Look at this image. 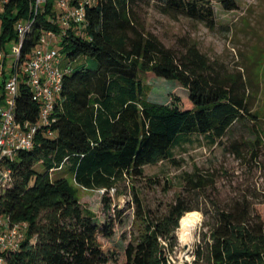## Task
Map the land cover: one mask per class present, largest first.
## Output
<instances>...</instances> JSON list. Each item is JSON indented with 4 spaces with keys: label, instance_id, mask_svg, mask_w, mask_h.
Here are the masks:
<instances>
[{
    "label": "trees",
    "instance_id": "16d2710c",
    "mask_svg": "<svg viewBox=\"0 0 264 264\" xmlns=\"http://www.w3.org/2000/svg\"><path fill=\"white\" fill-rule=\"evenodd\" d=\"M143 0H93L87 6L82 33L72 28L58 39L64 65L69 69L56 106V121L42 127L32 149L22 150L11 163L13 182L0 195L1 213L11 222H27V235L18 250L6 254L5 264H107L116 250L105 251L101 237L112 238L122 210L98 223L84 207L79 189L102 194L107 213L112 209V190L122 194L130 182L138 234L125 249V264H171L176 229L193 210L206 215L203 241L193 263L264 264V220L256 206L264 203V189H254L221 200L214 197L208 208L190 203L180 193L165 211L147 208L135 185L145 166L175 160L174 149L195 135L217 143L232 126L250 113L246 81L240 75L223 76L196 44L177 52L146 29L137 7ZM166 13H182L216 26L215 0H159ZM227 10L237 0H218ZM55 0L23 46V58L37 46L44 30L59 32L51 18ZM30 0H10L0 14V50L18 41L16 23L29 17ZM63 56V55H62ZM97 60L90 69L85 60ZM83 60V61H82ZM81 61V62H80ZM77 63L75 66L74 64ZM161 82L174 81L177 91L165 101L145 91L141 74ZM161 85V84H155ZM181 90V91H179ZM18 116L36 122L41 106L30 88L21 84ZM168 93V95H169ZM257 135L264 147V136ZM240 149L238 148V151ZM56 170H67L74 182ZM214 174L195 171L186 175L193 190L205 194L216 187Z\"/></svg>",
    "mask_w": 264,
    "mask_h": 264
},
{
    "label": "rangeland",
    "instance_id": "374dc122",
    "mask_svg": "<svg viewBox=\"0 0 264 264\" xmlns=\"http://www.w3.org/2000/svg\"><path fill=\"white\" fill-rule=\"evenodd\" d=\"M237 2V9L227 10L221 2L214 1L217 23L214 28L186 14L164 12L159 0H143L138 4L137 11L146 29L156 34L166 46L182 52L196 44L218 73L243 77L250 113L258 117L249 114L242 118L217 143L195 135L191 142L174 149L175 160L145 166L144 176L136 179L135 185L146 207L154 214L165 211L180 193L186 194L191 204L206 209L214 197L226 200L254 189H264V147L259 146L258 156H252L257 148L258 132L264 136V0ZM56 47L61 48L58 44ZM62 55L66 61V54ZM85 63L90 69L97 67L95 59L85 60ZM141 78L151 99L154 94L162 96L165 101L171 96L169 92L178 90L171 80L161 82L145 73ZM195 171L214 174L216 187L210 188L206 194L193 190L186 182V175ZM52 175H64L74 182L67 170H56ZM129 185L128 181L120 186L122 194L112 190L113 205L108 213L99 191L79 189L82 205L95 213L98 223L114 216L117 209L123 212V221L116 223L114 237H101L106 252L116 250L115 260L107 264H125L126 246L139 232L140 224L135 221V204ZM256 210L264 220V203L258 204ZM190 212H195L197 217L196 243L185 245L181 240L180 220L175 231L177 245L170 253L171 264L193 263L196 250L208 230L203 211L196 209Z\"/></svg>",
    "mask_w": 264,
    "mask_h": 264
},
{
    "label": "built area",
    "instance_id": "2783aa9c",
    "mask_svg": "<svg viewBox=\"0 0 264 264\" xmlns=\"http://www.w3.org/2000/svg\"><path fill=\"white\" fill-rule=\"evenodd\" d=\"M49 0H30L29 17L16 23L18 41L9 50H0V195L13 182L11 163L22 150L32 149L42 127L55 121V110L63 91V80L69 69L56 47L58 39L72 28L82 33L87 22V6L93 0H55L51 18L58 24L59 32L44 30L33 51L23 58V46L38 22L39 14L46 10ZM10 0H0V14ZM2 21L0 18V33ZM31 90L34 101L40 104V118L25 121L18 116L21 84ZM27 222H11L1 213L0 205V264L6 263V254L18 250L27 235Z\"/></svg>",
    "mask_w": 264,
    "mask_h": 264
},
{
    "label": "bare ground",
    "instance_id": "6f19581e",
    "mask_svg": "<svg viewBox=\"0 0 264 264\" xmlns=\"http://www.w3.org/2000/svg\"><path fill=\"white\" fill-rule=\"evenodd\" d=\"M195 217V212H188L181 219V240L185 245H191L196 241L197 217Z\"/></svg>",
    "mask_w": 264,
    "mask_h": 264
}]
</instances>
